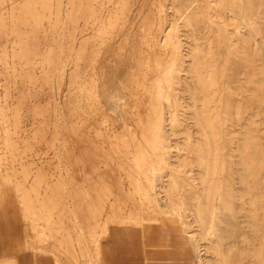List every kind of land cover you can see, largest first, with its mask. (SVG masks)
I'll return each instance as SVG.
<instances>
[{
    "label": "bare ground",
    "instance_id": "obj_1",
    "mask_svg": "<svg viewBox=\"0 0 264 264\" xmlns=\"http://www.w3.org/2000/svg\"><path fill=\"white\" fill-rule=\"evenodd\" d=\"M176 226L264 264V0H0V264Z\"/></svg>",
    "mask_w": 264,
    "mask_h": 264
},
{
    "label": "rangeland",
    "instance_id": "obj_2",
    "mask_svg": "<svg viewBox=\"0 0 264 264\" xmlns=\"http://www.w3.org/2000/svg\"><path fill=\"white\" fill-rule=\"evenodd\" d=\"M135 228H137L136 231L140 229L139 227ZM179 228V226H176L175 230L170 227L153 228L154 231L156 230L153 232L158 235L152 233L154 237H147L148 240H144L137 232H121L107 236V244L105 243L107 260L110 264H198V258L193 255L195 253L185 236L186 234L183 235V231ZM141 237L142 239H140ZM152 238L155 243L150 241ZM142 240L143 243L146 241L147 247L143 245ZM148 241L149 244L154 245H152L153 248L148 245ZM114 251L117 253L115 256H113ZM188 251L189 253H187ZM25 253L27 254L24 257L19 258V264H37L33 256H30L29 251ZM47 257L49 258V256Z\"/></svg>",
    "mask_w": 264,
    "mask_h": 264
},
{
    "label": "crops",
    "instance_id": "obj_3",
    "mask_svg": "<svg viewBox=\"0 0 264 264\" xmlns=\"http://www.w3.org/2000/svg\"><path fill=\"white\" fill-rule=\"evenodd\" d=\"M121 232H127V231H124V230H121V228L120 229H112L111 230V232H110V236L111 235H115L116 233H121ZM112 239H113V237H112ZM116 240V239H115ZM105 243L107 244V239H105L104 241H103V243H102V247H103V251H104V253H103V262H104V264H110L109 262H108V260H107V255H106V253H107V250H106V245H105ZM27 253H21V254H19L18 256H17V260H16V262H17V264H19V258L20 257H24L25 255H26ZM117 253L114 251V253H113V256H115ZM30 255V254H29ZM1 256V255H0ZM31 257H32V255H30ZM33 259H34V261L37 263V264H53V262L51 261V260H47V258H40V259H35L34 257H33ZM162 264H165V263H162Z\"/></svg>",
    "mask_w": 264,
    "mask_h": 264
}]
</instances>
